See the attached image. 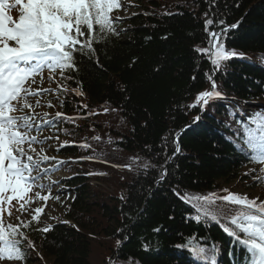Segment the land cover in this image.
Instances as JSON below:
<instances>
[{
    "label": "trees",
    "instance_id": "16d2710c",
    "mask_svg": "<svg viewBox=\"0 0 264 264\" xmlns=\"http://www.w3.org/2000/svg\"><path fill=\"white\" fill-rule=\"evenodd\" d=\"M137 2L142 11L123 32L78 56L77 71H65L61 109L80 117L62 122L66 140L76 145L63 154L100 162H84L66 182L72 190L64 216L76 228L55 225L47 233L28 228L49 264H95L92 247L99 245L110 264H196L190 245L212 257L234 238L223 230L226 217L197 223L191 218L196 202L181 197H222L228 195L224 186L235 181L264 187L247 182L242 173L247 158L236 147L243 144L238 121L264 113L245 104L264 101V0ZM206 12L217 32L236 25L223 33L226 51L259 63L230 59L214 69L209 56L195 51L208 47ZM210 74L218 91L235 99H215L201 110L196 97L209 88ZM177 139L180 151L173 157ZM166 157H171L168 176L160 182ZM94 168L99 185L91 186L81 174ZM215 207L228 216L239 209L220 200Z\"/></svg>",
    "mask_w": 264,
    "mask_h": 264
},
{
    "label": "snow or ice",
    "instance_id": "6c2138e0",
    "mask_svg": "<svg viewBox=\"0 0 264 264\" xmlns=\"http://www.w3.org/2000/svg\"><path fill=\"white\" fill-rule=\"evenodd\" d=\"M6 7L9 10L19 7L18 18H13L5 10ZM124 7L121 0H14V4L0 0V261H26L27 249L23 248L22 244L27 240V236L23 229L29 228L33 222L39 223L44 208L48 206L47 202L53 198V187L60 183L50 180L48 184H44L42 180L58 171L59 165L64 163L58 161L55 167H44L46 163L55 160V157L48 156L43 147L37 150L35 145H43L53 137L39 139L32 133L55 126L60 118H71L64 117V114L59 112L54 119H48L47 113H36L35 108L40 107V100L37 99L34 106L28 98L41 97L52 90H34L31 85L36 83L35 77L38 75L41 80L44 79L45 69L50 74L48 78L53 80L55 77L51 73L57 70L62 79L66 70L77 71L78 56L94 53L95 43L103 41L109 35L120 34L114 25L120 22L122 17L113 16L112 13ZM204 15L205 31L209 38L208 47L196 48L195 51L209 56L213 68L218 69L222 61L237 54L234 51H226L221 44L223 33L227 29L215 31V19L209 18V12ZM209 79L212 82V90L201 92L196 97L197 103L203 102L201 110L214 97L222 96L217 91L215 79L211 74ZM56 91L66 89L58 85ZM47 106L53 105L49 101ZM195 106L194 104L189 107ZM25 109L28 112H25ZM199 119L200 117H196V120ZM238 123L243 124V144H237V149L250 162L264 165V113L252 114L246 121ZM173 143L176 145L172 153L174 157L179 153L180 147L178 139ZM82 146L89 147L87 144ZM170 160L171 157H166L165 165L161 166V182L168 176L166 165ZM144 167L148 168L149 165ZM256 171L250 170L252 173ZM259 171L264 173V167ZM45 188L47 194L42 195ZM223 191L228 192L227 189ZM176 194L180 195L178 192ZM54 198L59 200V195ZM181 198L186 203L196 202L193 205L195 215L191 218L197 223L201 222L202 218L219 223L220 217H226L227 223L232 227L225 226L223 230L241 245L247 264H264V200L259 197L250 199L246 194L231 192L222 197L212 193L208 196L185 194ZM37 200L44 203L41 207L33 208L31 220H27L25 216L29 206ZM217 200L239 206V210L235 215L228 216L226 212L215 207ZM13 201L16 203L13 204ZM200 201L212 207L204 210L199 204ZM13 209L18 213L15 216ZM5 212L9 218L14 217L17 223L6 222ZM36 230L47 233L51 227ZM28 249L35 250V245L30 240ZM189 250L198 262L218 264L214 255L209 257L208 251L203 247L190 245Z\"/></svg>",
    "mask_w": 264,
    "mask_h": 264
},
{
    "label": "rangeland",
    "instance_id": "374dc122",
    "mask_svg": "<svg viewBox=\"0 0 264 264\" xmlns=\"http://www.w3.org/2000/svg\"><path fill=\"white\" fill-rule=\"evenodd\" d=\"M8 3H12V0H7ZM14 4V3H12ZM134 1L131 0H126L125 2V7L123 8V11L119 14H117L116 16L119 17H126V16H132L134 13L136 14L138 9L135 8L134 5ZM131 5V6H129ZM134 6V8H133ZM6 11L9 12V14L11 16H13V18H16L17 15L19 14V9L13 8L12 10H9L7 7L5 9ZM49 73L44 72L43 76L44 79L41 80V77L38 75L35 77L36 83L32 84L31 87L32 89H38V88H44V89H50L52 90L53 88H55L58 84H59V80L57 78V76L52 75L55 77V79H49ZM39 99L40 100V107H36L35 108V112L38 114H43V113H47L48 114V119H51L53 117V115L56 113V110L54 109V106L52 107H48L47 104L48 102H52L53 100L50 99V97L48 96V94H45L41 97H35V96H31L28 98L29 102L32 103L35 106L36 100ZM25 112H28L27 109H25ZM17 115H19V113H17ZM33 135H37L39 139H43L44 137H53V135L51 134V132H49V130L44 129L42 132L36 133L33 132ZM62 139L60 140H56L54 139V137L48 141H46L43 145H35V147L37 148V150H39L40 147H43L45 149V152L48 156L50 157H55V160L50 161L48 163H46L44 165V167H55L57 166V162L58 161H63V157L59 156L57 154V151L59 149V147L62 144ZM60 166V165H59ZM264 166L258 167V168H252V169H256L257 171L259 169H261ZM66 177V174L62 171H55L53 173L50 174L49 177H45L42 180V183L44 184H48L49 181H59L60 183L57 184L55 187H53L52 189V193L53 196H55L56 194H60L61 190H62V186H63V180ZM99 185V183H92L93 186L95 185ZM100 187V186H98ZM226 188L231 192V193H238L241 195L246 194L250 199L251 198H255V197H259L260 200H264V192L259 191L258 189H249L248 186H245V184L238 183V182H234L231 183L230 185H227ZM38 190V189H36ZM35 191V190H34ZM47 194V188L44 189V191L42 192V195ZM31 195V194H30ZM43 201L41 200H37L34 204L29 206V211L26 214L25 218L27 220L31 219V215H32V209L35 207H41L43 205ZM48 206L44 208V213L40 216V224L41 225H50L54 222H62L63 220V216L61 213V209H59V207L56 205V203L54 201H52V199H49V201L47 202ZM6 213V212H5ZM13 213L14 216L17 215L18 213L15 212V209H13ZM5 216V221L6 222H12V223H17V221L13 218H9L7 216V213L4 214ZM102 245L99 246H94L92 247V252H94L93 256V263L95 264H108L105 262L104 257L107 256L108 252L104 251L102 249ZM103 250V251H102ZM40 257V255H38V258ZM0 264H9L6 261H0ZM38 264H49L47 262H43V261H39Z\"/></svg>",
    "mask_w": 264,
    "mask_h": 264
}]
</instances>
